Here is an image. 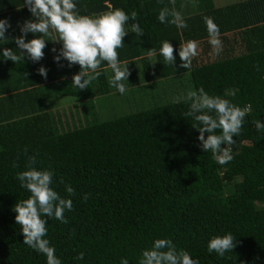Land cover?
<instances>
[{"label":"trees","instance_id":"16d2710c","mask_svg":"<svg viewBox=\"0 0 264 264\" xmlns=\"http://www.w3.org/2000/svg\"><path fill=\"white\" fill-rule=\"evenodd\" d=\"M192 1L0 0V264H264V0ZM69 18L87 72L59 78L16 43ZM182 73L191 95L72 129L43 108Z\"/></svg>","mask_w":264,"mask_h":264},{"label":"crops","instance_id":"0c3cea01","mask_svg":"<svg viewBox=\"0 0 264 264\" xmlns=\"http://www.w3.org/2000/svg\"><path fill=\"white\" fill-rule=\"evenodd\" d=\"M183 1H185L187 4L184 3ZM189 1H191V3L193 2L192 0H172L174 4L175 12H178L176 13V15H183V14L190 12V7L192 5L188 4ZM192 9L194 8L192 7ZM73 22L74 20H71L69 18L61 22H55V23H50L49 25H45L43 27L44 29H42V32L40 31L37 33L30 32L28 33L29 39H24V42L23 41L20 42L21 41L20 40L19 41L20 43L18 42L19 44L16 43V45L19 46V49L21 50V52L25 54L26 56L44 58V61L47 62V65L45 67L48 70V72H50L51 74H59L60 75L59 78L70 76V75H75L78 73L87 72V70L84 69L82 63H83V58H84L83 53L86 54L87 55L86 57L89 58V44H88L89 36H90L89 29L85 28V29L79 30L78 25H75ZM103 25H105V22H103ZM110 36L112 35L110 34ZM93 37H95V35ZM103 37L105 36L103 35ZM103 37L99 36L98 38H103ZM93 39L91 38L90 40H93ZM14 46H15V43H14ZM43 46H46L48 50V54H45L43 50H41V47L43 48ZM83 47L85 48L84 52L82 51ZM144 55L148 56L149 54L145 53ZM144 55H139L136 57L134 56L130 58V60L135 61L136 63L133 65V67L135 68L137 73L140 71V69H138V66L140 68L143 67L142 62L137 61V59L141 58V56H144ZM49 58L50 60L51 59L53 60L49 61ZM111 64H120V63L117 61ZM100 66L101 68H106L104 67L105 64H101ZM121 67L119 66L116 68L117 71L119 70L120 75H121V72H124V68H121ZM130 68L131 67H129V69ZM130 72L131 71H129V73ZM139 82L140 83H138L137 86L135 85L127 86V87L125 86L122 89H111L109 90V92L120 93L125 88L136 89V88H140V86L145 85V82H141V81ZM118 83L120 82L118 81ZM92 84H94L93 79L91 80L90 86H92ZM88 85H89V82H88ZM41 92H42L41 97L43 99V106H44L43 108L50 109L51 107L47 105V102L50 99V96L48 95L46 90L41 89ZM56 109H59V108L57 107Z\"/></svg>","mask_w":264,"mask_h":264},{"label":"rangeland","instance_id":"374dc122","mask_svg":"<svg viewBox=\"0 0 264 264\" xmlns=\"http://www.w3.org/2000/svg\"><path fill=\"white\" fill-rule=\"evenodd\" d=\"M232 1L236 0H213V3L218 6ZM188 4L193 5L191 1ZM176 79L175 83H158L148 86V89L125 88L120 93L109 92L108 94L92 95L85 98L56 95L46 90L50 96L47 105L51 108L48 110L59 111L58 117L65 113V119L68 121L67 129H72L162 103L163 100L168 101L191 95L192 89L188 75L182 73ZM92 87L94 88L95 84H92ZM155 95L160 99H156ZM154 100L156 102H153ZM57 107L59 109H56Z\"/></svg>","mask_w":264,"mask_h":264}]
</instances>
